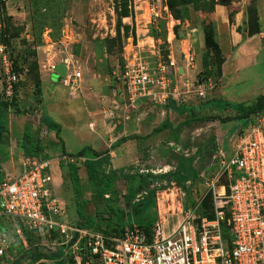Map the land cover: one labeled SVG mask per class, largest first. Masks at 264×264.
<instances>
[{
	"label": "rangeland",
	"instance_id": "374dc122",
	"mask_svg": "<svg viewBox=\"0 0 264 264\" xmlns=\"http://www.w3.org/2000/svg\"><path fill=\"white\" fill-rule=\"evenodd\" d=\"M153 1H0V43L5 47L13 70L19 75L20 80L15 90L18 108L23 113L8 116L6 140L0 142V177H4V166L12 163L19 169L20 163L26 157L22 148V135L25 127H28L32 139H39L40 144L44 146L41 156H47L54 163L56 177L54 192L63 204L65 213L63 222L74 224L82 215L96 216L97 229L110 231L114 228L110 216L104 210L106 197L102 199L96 194V185L102 186L101 182L105 178L98 179L97 184H93L83 166L85 159H72L73 162L70 163L79 167L78 184L75 185L62 178L58 163L64 161L63 149L69 155H75L84 149L85 156L89 158L91 151H101V148L105 147L106 141L102 135H97V130H101L105 124L102 123V127L98 126L99 128L97 125L94 126L92 132L87 129L88 118L94 115L86 104L92 106L95 104L99 109V116L107 124L119 119L116 115L111 119L107 111L113 109V101L118 102L121 99L119 90L122 84L118 78L125 62L131 61L135 55L152 64L157 59L163 64L173 61L171 72L175 75L176 67L187 65L181 56V49L184 51L189 43L191 49L196 48L200 53V58L203 55L208 56V66L212 69V75L217 76L223 56L218 52L216 14L218 17L226 16L228 19L236 15L241 16L242 23L238 30H243L248 35L256 34L258 18L255 0H163L166 11H163L161 19L152 24L147 19V9ZM183 40H188V43ZM197 56L198 54L193 57L192 64L195 63L198 67ZM259 60L257 67L264 76V50ZM60 63L66 66V74L75 72L81 74L77 93L72 99L68 96L63 78L53 79V67ZM197 69L195 67L191 72L192 78L196 79L193 81L194 84L191 81L189 83V86L193 84L191 87L194 91L196 82L203 81L202 64ZM5 80L0 65V93ZM36 86L39 87V94L36 93ZM56 91L58 93L52 95V98L51 93ZM220 91L223 90L219 89V95H215L218 98L211 101L218 112L223 110L222 103H230L231 98L221 96L223 93ZM210 97L211 94L208 92L204 99L195 97L196 101L191 103L202 104ZM143 109L144 106L140 108L138 106L133 115H140ZM226 115L229 116L230 113L222 114L218 120L210 124L206 122L199 125L201 128L199 131H194L195 125H188L189 127H182L180 130L173 129L172 132H168V136L156 135L161 138L155 137L153 152L148 149L146 153L144 152L145 157H138L130 166L115 168L116 166L110 162L109 168L115 171L124 170L118 172L113 181L116 197L121 199L127 189L136 186L140 180L139 175H146L139 172L144 166L151 168L147 174L159 176L168 172L173 173L175 169H181L186 165L190 167L196 165L199 153L211 132L215 143L219 147H224L223 143L229 132L234 134L246 126V121L242 119L222 123L223 119H230L233 116ZM41 119L46 125L55 123L60 127L59 139L55 137V131L42 126ZM182 131H184L182 138L174 140L173 138L178 137ZM196 133L198 136H195ZM89 148L91 150H88ZM148 161L152 166L147 164ZM199 180L201 179L198 176L195 182L188 178L187 181L191 183L189 185L185 182L181 184L172 182L166 185L162 181H150L147 186L136 188V200L119 214L118 219L123 220L121 222L123 226H148L157 219L158 212L160 217L157 220L170 226L177 225L186 210L190 206H195L204 193V187L200 184L202 180ZM220 185H227L223 175L215 184L216 192H221ZM161 186L165 187L162 191L158 190ZM152 190L156 191L155 196L151 193ZM203 195L202 206L210 214L213 193L210 191ZM0 225L7 228L8 234H11L10 240L15 241V244L9 247L8 264H28L29 261L25 258L29 256L28 251L39 247L55 254L49 256V253L41 252L39 260L67 264L60 249L53 246L47 237L23 230L22 238L25 244H22L13 233L12 222L3 220L0 221ZM19 257L21 258L17 263Z\"/></svg>",
	"mask_w": 264,
	"mask_h": 264
},
{
	"label": "built area",
	"instance_id": "2783aa9c",
	"mask_svg": "<svg viewBox=\"0 0 264 264\" xmlns=\"http://www.w3.org/2000/svg\"><path fill=\"white\" fill-rule=\"evenodd\" d=\"M162 1L154 0L148 6L149 23H156L166 11ZM181 56L187 65H193V49L188 44ZM0 65L6 78L0 95L11 103L20 79L1 44ZM172 66L173 61L163 64L157 59L152 64L139 55L125 62L118 78L121 99L113 101V109L107 111L110 118L116 115L128 121L140 101L161 107L183 101L190 92L178 86ZM80 78V72L63 78L71 99ZM195 88L193 95L204 99L213 84L196 82ZM94 128L88 125L90 131ZM227 141V149L217 144L209 164L198 174L203 194L213 193L211 218L199 212L202 194L177 225L157 220L149 236L136 226L119 235L81 228L62 221L65 213L54 192L52 160L24 157L17 174L0 180V221L12 222L13 233L22 244L24 229L47 237L67 264H264V111L251 116ZM64 161L73 162L66 157ZM222 175L227 185H220L221 192H216L215 184ZM10 238L7 228L0 225V264H8L10 259L9 247L15 244ZM34 264L53 262L38 260Z\"/></svg>",
	"mask_w": 264,
	"mask_h": 264
},
{
	"label": "crops",
	"instance_id": "0c3cea01",
	"mask_svg": "<svg viewBox=\"0 0 264 264\" xmlns=\"http://www.w3.org/2000/svg\"><path fill=\"white\" fill-rule=\"evenodd\" d=\"M255 6L257 9L258 31L253 35H248L247 32L238 30L239 25L242 23L241 16L239 17L236 15L233 18L228 19L226 16L218 17L216 14V39L223 60L220 68V75L217 78L212 76L207 80L213 84V90L209 92V94H211L209 100L218 98V96L215 95H219V89L223 90L220 91L223 93L221 96L226 95L231 97L230 103L234 102L242 105H250L249 103L253 104L259 96H264V76L261 70L257 67L260 63L259 56L264 50V0H255ZM184 41L188 43V40ZM193 54L194 56L198 54L196 57L199 62L198 67L195 66V63L193 65H183L177 67V73L174 75V79L178 83V86L182 90L185 88L190 92L183 101L171 102L166 107L140 101L139 108L142 106L145 107L140 115H133L135 112L133 111L130 120L122 121L118 119L114 122L111 121L108 124L104 119H101V116H99V109L95 104L93 106L86 104L88 110H92V114L94 115L93 117L88 118L89 122L86 127H88L89 124H93L94 126L97 125V128H99L102 127V123L105 124L101 130H97V135H102L106 141H104L105 147L102 146L103 148H101V150H109L110 161L113 166H116L115 168L134 164L138 157H145L144 155L148 149L153 152L154 140L156 138H161L156 137V135L161 136V134H163L164 136H168V132H172L173 129H176L181 123L189 118V113L184 112V108L186 107L195 108L196 112L200 113V116L211 117L230 113L229 116H226L231 117L232 114V117H234L235 111L230 108L221 110L220 112L216 110L204 111L200 108L203 103H191L196 101L195 96L193 95V87H191V85L194 84L193 81L196 79L192 78L191 72L195 70V67L196 70H198L197 68L202 64V58H200V53L197 52L196 48L193 49ZM190 81L193 84L191 83L189 86ZM57 93L58 91L55 93L52 92L51 96H54ZM165 122L171 125V129H165L158 133L154 132L155 128ZM204 123L206 122H196L189 126L195 125L198 127ZM207 124H210V122H207ZM42 126L46 128L44 124H42ZM189 126H184V128ZM196 127L194 128V131H199L201 129L200 126L198 128ZM181 128H179V130ZM183 134L184 131L180 132L178 137L175 136L173 139H181ZM195 136H198L197 133ZM101 145H103V142ZM11 164L12 163L4 166V177L13 176L18 173L19 169L15 168L14 164L11 166ZM147 164L152 166L150 161H148ZM148 171H151V168L149 169V167L144 166V169L139 172L140 174H147ZM158 217H160V215H158L157 212V219ZM157 219L155 221H157Z\"/></svg>",
	"mask_w": 264,
	"mask_h": 264
},
{
	"label": "trees",
	"instance_id": "16d2710c",
	"mask_svg": "<svg viewBox=\"0 0 264 264\" xmlns=\"http://www.w3.org/2000/svg\"><path fill=\"white\" fill-rule=\"evenodd\" d=\"M255 4V2H254ZM257 21V20H256ZM257 26V22H256ZM256 28V32H257ZM1 44V43H0ZM219 49V48H218ZM219 55L221 52L218 50ZM223 60V59H222ZM202 63V68H203V81L199 82H204L210 79V77L214 76L212 75V69L209 67L208 63V56L203 55L201 59ZM220 63V68H221ZM220 68H219V74L215 76L216 78L220 75ZM18 84H16L17 86ZM15 86V87H16ZM36 93L39 94V87L36 86ZM41 96V94H40ZM213 100V99H212ZM212 100H207L203 105L200 107L201 110H208V111H215L214 106L211 104ZM39 104V102L37 103ZM18 96L15 90L14 93V98L11 103H8L5 101L1 95H0V142H3L6 140L5 134L8 133V116L9 114H14V115H22V111L18 108ZM223 110L230 108L233 111H235L234 117L230 119H223L221 122H228L234 119H242L244 121H247L251 116L257 115L259 113H262L264 111V96H259L253 104L250 105H242V104H232V103H227L223 102L222 103ZM200 111V110H199ZM184 112L189 113V118L181 123L176 129L179 130V128L188 126L191 124H194L196 122H214L218 120L219 116H198V112H196L195 108L192 107H186L184 108ZM41 124H44L47 128L55 131V137L59 139V129L60 127L55 124V123H50V124H45L42 119H41ZM171 129V125L168 123H162L159 127L154 129V132H161L165 129ZM233 134V132H229L227 134V137L224 140L223 143V148H226V141L227 139ZM126 140V139H124ZM122 140V141H124ZM22 148L24 150V154L26 157H37V158H42V159H48L47 156H41V153L44 150V146L40 144L39 139H32L31 133L29 132L28 127H25V130L22 135ZM217 149V143H215V138L214 135L209 134V137L206 139L205 144L203 146V149L199 153V159L193 167H190L189 165L184 166L181 169H175L173 173H164L163 175L159 176H154L152 174H146V175H139L140 180L138 183L133 185V187H130L129 189L126 190L125 195L121 198L118 199L116 197V194L113 191V181L115 179V176L118 172L124 171L123 169H119L118 171H115L111 168L110 166V156H109V151L108 150H101V151H91L92 154L89 158L85 156L84 149L82 151H79L75 155H69L66 154L64 149L62 150V154L64 157L76 160L78 158H83L85 159L83 162V166L85 169V172L88 176V179L93 183L97 184L98 179H103L102 186L96 185V194L98 195L99 198L104 199V210L107 215L110 216V222L114 225V228L111 229L110 231H106L104 229H97L95 224L97 223V217L94 216H80L78 221L76 222V225L81 228H85L88 230H94V231H99L102 232L106 235H119L125 228H132L133 225H128V226H123L121 222L123 220L118 219L119 214L123 213V210L125 208H129L131 203H133L136 200V188L138 187H143L147 186V184L150 181H162L165 182L166 185H169L172 182L181 184L182 182H186L187 179L189 178L192 182L196 181V178L198 174L207 167L209 164V161L211 159V156L215 153ZM88 150H91L90 148ZM59 168L62 171V178L64 180H69L71 183L77 185L78 184V177H77V171L79 170V167L74 164L70 163L68 161H61L58 163ZM108 169V171H107ZM110 177H106V176ZM3 176L0 177V180L2 179ZM165 187L161 186L159 187L158 190L162 191L164 190ZM151 193L155 196L156 191L152 190ZM136 204V202H135ZM200 214L202 216H207L208 218H211V212L210 214L205 211V209L202 206L200 207ZM155 221L151 222L148 226H138L137 228L143 230L144 232L147 233L149 236L150 230L153 226ZM25 230V229H24ZM30 232V231H28ZM31 233V232H30ZM48 249L44 248H32L30 251H28L29 256H25L26 259H28L29 263L28 264H34L36 261H38L41 258V252H47ZM49 253V256H54V252L50 251L47 252ZM22 257V256H21ZM19 257L17 259V263L20 260ZM24 258V257H22Z\"/></svg>",
	"mask_w": 264,
	"mask_h": 264
},
{
	"label": "water",
	"instance_id": "95a60500",
	"mask_svg": "<svg viewBox=\"0 0 264 264\" xmlns=\"http://www.w3.org/2000/svg\"><path fill=\"white\" fill-rule=\"evenodd\" d=\"M53 79L54 77H58L60 79L64 78L66 76V66L62 63L56 65L53 67Z\"/></svg>",
	"mask_w": 264,
	"mask_h": 264
}]
</instances>
